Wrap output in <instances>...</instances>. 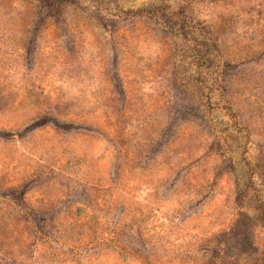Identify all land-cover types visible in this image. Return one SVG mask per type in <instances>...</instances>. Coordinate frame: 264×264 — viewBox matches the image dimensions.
Here are the masks:
<instances>
[{
	"label": "rangeland",
	"instance_id": "obj_1",
	"mask_svg": "<svg viewBox=\"0 0 264 264\" xmlns=\"http://www.w3.org/2000/svg\"><path fill=\"white\" fill-rule=\"evenodd\" d=\"M0 264H264V0H0Z\"/></svg>",
	"mask_w": 264,
	"mask_h": 264
}]
</instances>
